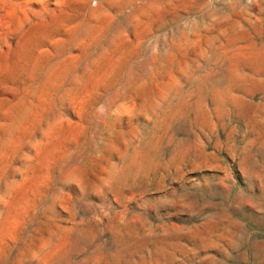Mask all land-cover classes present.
<instances>
[{
  "label": "rangeland",
  "instance_id": "rangeland-1",
  "mask_svg": "<svg viewBox=\"0 0 264 264\" xmlns=\"http://www.w3.org/2000/svg\"><path fill=\"white\" fill-rule=\"evenodd\" d=\"M0 264H264V0H0Z\"/></svg>",
  "mask_w": 264,
  "mask_h": 264
}]
</instances>
